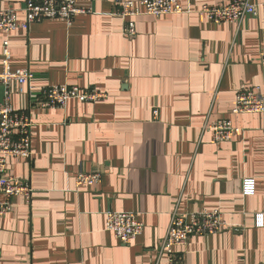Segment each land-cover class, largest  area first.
Segmentation results:
<instances>
[{"label": "crops", "instance_id": "1", "mask_svg": "<svg viewBox=\"0 0 264 264\" xmlns=\"http://www.w3.org/2000/svg\"><path fill=\"white\" fill-rule=\"evenodd\" d=\"M118 1L75 0L91 12L71 24L45 19L0 33V72L6 39L10 68H28L33 86L105 94L40 108L38 89L10 84V104L31 120V156L8 158V172L33 194L13 197L0 217V264H167L160 245L172 214L203 210H218L228 228L190 236L175 248L182 264H264V114L231 112L240 87L264 93V0H251L257 14L239 24L196 13L232 0H184L189 12L133 18L134 36L122 33ZM23 5L0 0L20 22ZM223 118L240 131L214 142L204 126ZM81 171L101 179L77 187ZM243 178L254 179L253 195H242ZM107 211L135 212L141 234L120 243L104 228Z\"/></svg>", "mask_w": 264, "mask_h": 264}, {"label": "built area", "instance_id": "2", "mask_svg": "<svg viewBox=\"0 0 264 264\" xmlns=\"http://www.w3.org/2000/svg\"><path fill=\"white\" fill-rule=\"evenodd\" d=\"M184 0H119L114 15L124 20L122 33L128 36L136 34L133 18L146 14L159 17L165 14H180L189 12L182 5ZM258 4L251 0H232L221 6L202 5L196 10L201 20H208L218 24L233 22L239 24L246 15H256ZM24 21L20 22L18 10H0V33H10L16 28H28L31 23L45 19H63L71 24L77 14L91 12V8L78 5L75 0H24L21 8ZM2 71L0 84L4 87L3 100L0 103V217H4L12 210L11 199L21 196L29 202L33 194L31 184L9 174L7 159L21 157L29 159L31 156V120L26 112L15 110L9 102L8 88L11 83L25 85L28 91L39 90L36 106L40 108H61L70 99L80 102H96L105 98V94L96 89H83L76 85L33 86L32 72L28 68L12 70L9 65L10 50L8 40L1 43ZM259 62L264 65V49L259 51ZM233 114H264V93L258 87H240L231 108ZM154 114L157 111L153 112ZM205 129L212 132L214 142H227L240 131L229 119H217L205 124ZM101 179V173L78 172L74 176L75 185L95 186ZM255 181L253 178H243L241 193L244 196L253 195ZM256 224L263 225L262 214H257ZM104 228L114 234L122 244H129L136 239L143 230V223L132 211H107L105 213ZM228 228L222 214L218 210H203L200 212H174L167 230L161 241V252L167 259V264H182L175 248L183 246L192 235H209Z\"/></svg>", "mask_w": 264, "mask_h": 264}]
</instances>
